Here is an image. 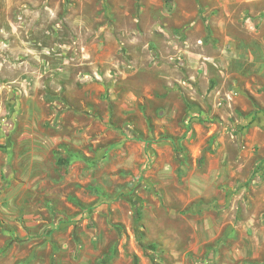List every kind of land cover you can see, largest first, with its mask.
Returning a JSON list of instances; mask_svg holds the SVG:
<instances>
[{"label":"rangeland","instance_id":"obj_1","mask_svg":"<svg viewBox=\"0 0 264 264\" xmlns=\"http://www.w3.org/2000/svg\"><path fill=\"white\" fill-rule=\"evenodd\" d=\"M0 264H264V0H0Z\"/></svg>","mask_w":264,"mask_h":264},{"label":"crops","instance_id":"obj_2","mask_svg":"<svg viewBox=\"0 0 264 264\" xmlns=\"http://www.w3.org/2000/svg\"><path fill=\"white\" fill-rule=\"evenodd\" d=\"M185 11L187 12V14H189V18L197 15V12H198L196 7H193L192 2L190 3V1H189V10H185ZM193 22H195V21L193 20ZM181 24L182 23H180V21H177L175 23V26H180ZM183 25L184 26H188V28H189L190 23H188L187 25H186V23H184ZM193 41H195L194 38H192V40H189V37H188V39H186V36H185V38H183L182 42H181V40H177V39H175V41H174L175 44H176V47L179 48V51L181 52V55L185 58V61L181 62V64H183V65L185 64V67L188 66L189 68H192L193 66H195L193 61L196 62V60L198 58L202 59L204 57V55L202 54L203 53L202 51H201L202 53H200V52L196 51V49H193V48H192L193 50L191 49V47L189 46V43L193 42ZM196 41H199V39L196 40ZM183 42L186 45H183ZM188 57L191 60L189 62H187V60H186V58H188ZM199 66L201 67V65H198V67Z\"/></svg>","mask_w":264,"mask_h":264},{"label":"trees","instance_id":"obj_3","mask_svg":"<svg viewBox=\"0 0 264 264\" xmlns=\"http://www.w3.org/2000/svg\"><path fill=\"white\" fill-rule=\"evenodd\" d=\"M207 206H208V205H205V204H203V203H200V204H198V205H193L192 208H191V211H192V212H199V211L203 210V209H204L205 207H207ZM136 215H137V216L140 215V209H139V208L136 210ZM105 262H107V261H105Z\"/></svg>","mask_w":264,"mask_h":264}]
</instances>
